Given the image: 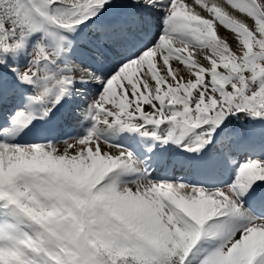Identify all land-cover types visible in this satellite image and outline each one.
Segmentation results:
<instances>
[{
    "label": "snow or ice",
    "instance_id": "1",
    "mask_svg": "<svg viewBox=\"0 0 264 264\" xmlns=\"http://www.w3.org/2000/svg\"><path fill=\"white\" fill-rule=\"evenodd\" d=\"M0 264H264V0H0Z\"/></svg>",
    "mask_w": 264,
    "mask_h": 264
},
{
    "label": "rangeland",
    "instance_id": "2",
    "mask_svg": "<svg viewBox=\"0 0 264 264\" xmlns=\"http://www.w3.org/2000/svg\"><path fill=\"white\" fill-rule=\"evenodd\" d=\"M219 34L222 36V37H226L228 42L230 44H232L233 47H235V40L233 39V37L228 33L226 32L224 29H219Z\"/></svg>",
    "mask_w": 264,
    "mask_h": 264
}]
</instances>
